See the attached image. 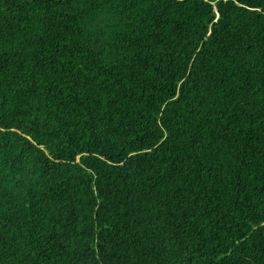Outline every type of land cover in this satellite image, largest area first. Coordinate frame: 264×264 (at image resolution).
Here are the masks:
<instances>
[{
  "label": "trees",
  "instance_id": "16d2710c",
  "mask_svg": "<svg viewBox=\"0 0 264 264\" xmlns=\"http://www.w3.org/2000/svg\"><path fill=\"white\" fill-rule=\"evenodd\" d=\"M0 264H264V0H0Z\"/></svg>",
  "mask_w": 264,
  "mask_h": 264
}]
</instances>
